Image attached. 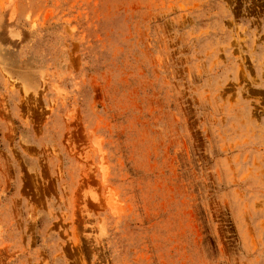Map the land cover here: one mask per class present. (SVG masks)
<instances>
[{"label": "rangeland", "instance_id": "1", "mask_svg": "<svg viewBox=\"0 0 264 264\" xmlns=\"http://www.w3.org/2000/svg\"><path fill=\"white\" fill-rule=\"evenodd\" d=\"M0 264H264V0H0Z\"/></svg>", "mask_w": 264, "mask_h": 264}]
</instances>
